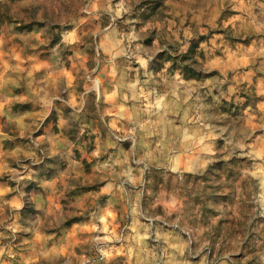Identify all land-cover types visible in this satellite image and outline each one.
<instances>
[{
    "label": "rangeland",
    "instance_id": "1",
    "mask_svg": "<svg viewBox=\"0 0 264 264\" xmlns=\"http://www.w3.org/2000/svg\"><path fill=\"white\" fill-rule=\"evenodd\" d=\"M0 264H264V0H0Z\"/></svg>",
    "mask_w": 264,
    "mask_h": 264
},
{
    "label": "trees",
    "instance_id": "2",
    "mask_svg": "<svg viewBox=\"0 0 264 264\" xmlns=\"http://www.w3.org/2000/svg\"><path fill=\"white\" fill-rule=\"evenodd\" d=\"M195 51V48H192L189 53L191 52H194ZM165 56V54H160L158 55V60H161L163 59V57ZM171 59L172 57L169 56ZM191 57L190 55L188 54H185V55H182V56H177V57H173L172 58V61H173V66L172 68L174 69L177 64L179 63L181 66V70H183V73L186 77H194V78H197V79H201V78H205L207 76H204V74H202V72H198V70H195L194 65H198L197 61H194L192 63H189Z\"/></svg>",
    "mask_w": 264,
    "mask_h": 264
}]
</instances>
